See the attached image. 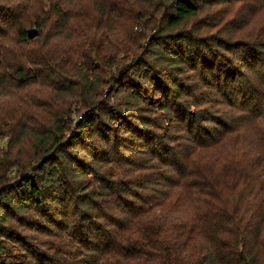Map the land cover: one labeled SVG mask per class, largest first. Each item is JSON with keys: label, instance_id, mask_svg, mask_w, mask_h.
Returning <instances> with one entry per match:
<instances>
[{"label": "trees", "instance_id": "trees-1", "mask_svg": "<svg viewBox=\"0 0 264 264\" xmlns=\"http://www.w3.org/2000/svg\"><path fill=\"white\" fill-rule=\"evenodd\" d=\"M5 139L0 264H264V0H0Z\"/></svg>", "mask_w": 264, "mask_h": 264}, {"label": "rangeland", "instance_id": "rangeland-1", "mask_svg": "<svg viewBox=\"0 0 264 264\" xmlns=\"http://www.w3.org/2000/svg\"><path fill=\"white\" fill-rule=\"evenodd\" d=\"M244 15H246V12H244ZM255 21H256V19H254V20L252 21L251 24H255ZM256 23H257V22H256ZM133 32L136 33V34H141V33L143 32V30H142V28H140V27H136V28L133 29ZM145 33H146V31H145ZM152 35H153V34H149V35H148L145 44H143V47L147 48V46H148L147 44H148V43L152 40V38H153ZM118 57H119V59H121V58L123 57V53H120V55H119ZM128 63H129V62L127 61L125 64L127 65ZM125 64H123V65H125ZM123 68H124V67H123Z\"/></svg>", "mask_w": 264, "mask_h": 264}, {"label": "water", "instance_id": "water-1", "mask_svg": "<svg viewBox=\"0 0 264 264\" xmlns=\"http://www.w3.org/2000/svg\"><path fill=\"white\" fill-rule=\"evenodd\" d=\"M37 36H38L37 29L34 28V29L29 30L28 37H29L30 40L35 39Z\"/></svg>", "mask_w": 264, "mask_h": 264}, {"label": "built area", "instance_id": "built-area-1", "mask_svg": "<svg viewBox=\"0 0 264 264\" xmlns=\"http://www.w3.org/2000/svg\"><path fill=\"white\" fill-rule=\"evenodd\" d=\"M7 142H8L7 139H5V140H0V148H1V149H6Z\"/></svg>", "mask_w": 264, "mask_h": 264}]
</instances>
